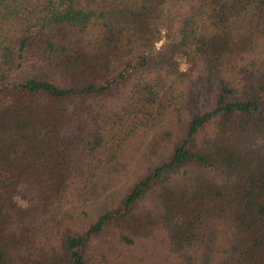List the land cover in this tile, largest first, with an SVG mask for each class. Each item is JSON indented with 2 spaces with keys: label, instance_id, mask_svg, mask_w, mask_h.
Here are the masks:
<instances>
[{
  "label": "trees",
  "instance_id": "16d2710c",
  "mask_svg": "<svg viewBox=\"0 0 264 264\" xmlns=\"http://www.w3.org/2000/svg\"><path fill=\"white\" fill-rule=\"evenodd\" d=\"M0 264H264V0H0Z\"/></svg>",
  "mask_w": 264,
  "mask_h": 264
},
{
  "label": "rangeland",
  "instance_id": "374dc122",
  "mask_svg": "<svg viewBox=\"0 0 264 264\" xmlns=\"http://www.w3.org/2000/svg\"><path fill=\"white\" fill-rule=\"evenodd\" d=\"M160 44H158V46H159Z\"/></svg>",
  "mask_w": 264,
  "mask_h": 264
}]
</instances>
